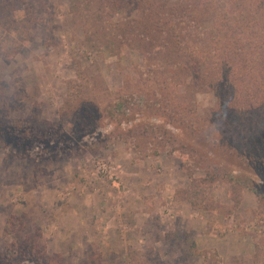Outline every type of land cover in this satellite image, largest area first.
Instances as JSON below:
<instances>
[{"label": "rangeland", "instance_id": "1", "mask_svg": "<svg viewBox=\"0 0 264 264\" xmlns=\"http://www.w3.org/2000/svg\"><path fill=\"white\" fill-rule=\"evenodd\" d=\"M159 1L0 0V264H264V16Z\"/></svg>", "mask_w": 264, "mask_h": 264}, {"label": "trees", "instance_id": "2", "mask_svg": "<svg viewBox=\"0 0 264 264\" xmlns=\"http://www.w3.org/2000/svg\"><path fill=\"white\" fill-rule=\"evenodd\" d=\"M34 1H40V0H34ZM138 1L142 2L141 6L147 7L148 9H150L152 5H155L156 3L158 4V2H160L159 0H138ZM170 1L171 0H166L163 3L161 2V4L159 5L160 9L164 10L163 8L167 7L169 5ZM196 1L203 2L199 6L200 9L204 8V9L211 10L212 6H210L209 4L213 2L212 0H206L205 1L206 3L204 2V0H196ZM246 1L248 2L251 10L257 12L261 17L264 16L263 15L264 14V0H246ZM183 2H185V4L187 6H189L192 1L191 0H182V3ZM213 3H214L215 6L212 7L213 8V13L212 14H214V17L216 19H219V16H221L223 19H228V21H230L232 19V20H235L237 22V21H239L242 18V10L239 11V13H238L236 10L231 9L230 8V3H228V2H226L224 0H217L216 2H213ZM191 5H193V4H191ZM12 22H13V19H12ZM259 27H260V29H262L263 25H260ZM229 30H230V38L234 37L233 30L232 31H231V29H229ZM221 33H222L221 31L220 32L218 31L217 33L214 34V36H216V38H217V37L220 36ZM258 40H259L258 37H256V35H255V36L251 37L250 41H251L252 44L258 45L259 44ZM236 44H234V45L231 44L232 48H234L235 50H237L239 48V46L236 45ZM261 49H264V46L260 47V48L258 47V52ZM259 258H260L259 259L260 261H264V257L263 256H260Z\"/></svg>", "mask_w": 264, "mask_h": 264}, {"label": "built area", "instance_id": "3", "mask_svg": "<svg viewBox=\"0 0 264 264\" xmlns=\"http://www.w3.org/2000/svg\"><path fill=\"white\" fill-rule=\"evenodd\" d=\"M103 171L106 172L107 174L110 172V171H108L106 168L103 169Z\"/></svg>", "mask_w": 264, "mask_h": 264}]
</instances>
